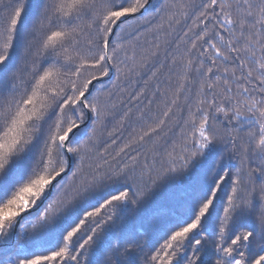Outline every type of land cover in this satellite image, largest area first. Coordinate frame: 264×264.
Segmentation results:
<instances>
[{"label":"snow or ice","instance_id":"1","mask_svg":"<svg viewBox=\"0 0 264 264\" xmlns=\"http://www.w3.org/2000/svg\"><path fill=\"white\" fill-rule=\"evenodd\" d=\"M0 264H264V0H0Z\"/></svg>","mask_w":264,"mask_h":264},{"label":"trees","instance_id":"2","mask_svg":"<svg viewBox=\"0 0 264 264\" xmlns=\"http://www.w3.org/2000/svg\"><path fill=\"white\" fill-rule=\"evenodd\" d=\"M152 3L159 7L161 0H152ZM190 23V22H189ZM147 77H145L146 79ZM142 81H136L129 88L128 92L138 89L142 86ZM111 127V126H110ZM127 133H125V136ZM219 152H224L227 154V148L221 145L218 149L216 156L210 158L209 164L214 163L215 159L218 158ZM231 163L234 165H240L241 159L239 155H233L231 159ZM186 191V187H181L179 184L172 183L169 185H165L161 189L158 190L157 194L151 199L147 204H145L139 212V217H132L130 219V225L135 228H142L145 224H147L151 217L154 214L162 212V210L166 209L170 206L171 202L175 198L181 197ZM19 230V229H18ZM5 247H7L5 245Z\"/></svg>","mask_w":264,"mask_h":264},{"label":"water","instance_id":"3","mask_svg":"<svg viewBox=\"0 0 264 264\" xmlns=\"http://www.w3.org/2000/svg\"><path fill=\"white\" fill-rule=\"evenodd\" d=\"M15 241H13V243H14Z\"/></svg>","mask_w":264,"mask_h":264}]
</instances>
